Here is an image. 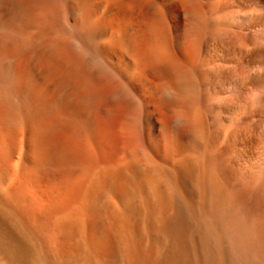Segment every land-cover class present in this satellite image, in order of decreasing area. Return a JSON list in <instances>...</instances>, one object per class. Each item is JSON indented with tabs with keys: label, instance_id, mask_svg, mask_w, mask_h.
Masks as SVG:
<instances>
[{
	"label": "bare ground",
	"instance_id": "1",
	"mask_svg": "<svg viewBox=\"0 0 264 264\" xmlns=\"http://www.w3.org/2000/svg\"><path fill=\"white\" fill-rule=\"evenodd\" d=\"M231 11L236 13L238 20ZM228 13L235 18V23ZM263 17L264 0H0V183L4 186L7 184L12 169L9 167L16 161V172L28 168L34 172V177L46 180L51 187V193L48 190L51 202L57 201L59 196L63 199L64 192L60 190H64L69 194L71 204L81 205L88 200L85 198L88 193L92 192L93 196L105 193L106 186L111 184L107 182L115 180L117 191L115 190L113 199L110 198L113 206L105 216L106 234L109 242L119 243L128 258L136 260L138 264L150 263V259V264H227L218 234L217 219L211 208V195L221 194L224 183L217 175H212L207 184L202 175H197L193 189H197L200 194V204L196 209L177 188L179 180L193 176V167L188 160L182 159L175 177H169L172 172H165L170 178L168 182L174 187L175 193H170L171 196H167L159 187L162 171L157 170L159 171V164L163 166L168 161L171 165L179 155L181 157L184 154L179 152V147L193 151L197 147L203 148L201 144L204 141L196 137L195 131L201 133L202 140L210 147L217 144L210 137L214 132L210 135L209 131L210 68L214 71L215 67H210L211 62L212 65L215 62V59L211 61L215 56L211 51L229 46L230 51H235L239 46L241 49H249L253 54L260 45L254 30ZM212 44L214 47L211 50ZM262 44L264 47V43ZM220 70L227 71L225 67ZM217 74L219 77L221 73ZM238 83L241 84L240 81ZM59 109L67 111L71 127L62 134L60 128V132L57 131L59 135H55L54 139H47L43 134L45 129L55 124L53 118L56 112H60L56 111ZM51 112L55 114L46 115ZM4 116L18 122L15 124L17 128L20 125V129L14 130L7 122L5 126ZM58 118L62 121L66 117ZM66 119L62 126L67 122L69 124L68 118ZM214 119L216 121L217 118L213 117V121ZM213 121L211 124L216 125L217 121ZM211 127L213 129V125ZM18 130L20 131L17 132ZM51 132L53 136L54 131ZM17 139H21L23 143L21 152L16 148ZM55 145L62 148L57 157H65L68 153L79 159L81 168L78 169V177L72 178L74 169L78 167H74L73 171L68 170L71 164L67 162L68 156L67 167H61L60 164L57 166L60 158H55L57 162L54 165L58 168L65 167L70 171L69 176L63 174L61 177H64L60 179L41 175L45 171L41 163L52 154V147ZM197 150V154L202 152ZM206 150L209 152L211 149ZM70 159L69 161H73ZM163 160L165 162L161 164ZM197 161L200 163V159ZM66 162H62L63 165ZM202 164L204 166L205 163L202 161ZM147 167L154 171L149 172ZM98 169L102 170L101 174ZM55 170L60 177V170ZM168 177H161V180ZM26 178L29 179L27 175ZM26 183L28 182L24 181ZM16 184L13 183L14 186ZM59 191L63 195L57 196ZM17 193L16 191L13 195L14 199L21 202ZM59 198L54 204H58L57 207L50 203L47 208L49 204L46 202L47 209L43 208L45 212H42L43 206L39 209L44 213H40L43 216L38 220L43 222L42 227L38 226L40 223L36 227H40V231H46L47 222H53L51 219H54L52 216L55 213L69 210L66 207L69 204L65 202L66 197L63 199L64 205ZM23 200L24 205H29V201L26 203V199ZM23 204L13 205L18 208ZM36 205L40 206V203ZM35 207L34 210H37ZM22 208L25 211L28 207L20 209ZM87 208L85 209L89 212V207ZM14 209L15 207H6L0 200V251L7 255L12 264H32V254L40 247L41 254L39 250L38 253L41 256L34 255L41 257L42 264H50L45 251L47 246H35L37 242L34 244L36 237L39 238L36 234L39 231L35 226L30 229L26 225L28 220L26 222L21 219ZM80 209L84 214L76 213L79 217L85 215V210ZM19 212L21 214L22 211L19 210L18 214ZM28 212L30 209H26V215ZM88 212L87 217L92 214ZM67 215L69 220L73 214H69V217ZM86 218L82 221H87ZM76 220L79 221L78 218ZM187 220L195 226V238L187 235ZM69 222L74 228L68 227L69 230L74 231H68L67 236L72 237V232L76 233L75 227L79 223ZM54 223L50 227H56ZM145 227L157 229L159 232L155 231L160 233L158 235L162 234L168 240V250L159 256L152 257V254L147 257L143 246L145 242L143 245L140 243L146 237ZM142 232L145 235L143 237ZM153 232L149 231V234ZM47 234L45 236L49 235ZM136 235L140 236L137 239H143H138L139 242L134 238ZM91 239L86 240L90 242ZM86 244L85 242L88 248ZM149 250L152 251L153 248ZM30 254L32 258L29 257ZM144 256L146 260L149 258L147 263L141 261ZM88 260L89 262L85 261L87 264H100L93 258Z\"/></svg>",
	"mask_w": 264,
	"mask_h": 264
},
{
	"label": "rangeland",
	"instance_id": "2",
	"mask_svg": "<svg viewBox=\"0 0 264 264\" xmlns=\"http://www.w3.org/2000/svg\"><path fill=\"white\" fill-rule=\"evenodd\" d=\"M231 12L233 13V15H236L235 12H233V11H231ZM229 13H230V11H229ZM229 13H228V15L230 17H232V15H230L231 13L230 14ZM228 15L226 17L227 20H229ZM234 17H236V20H238L237 15ZM234 17H232L234 19L233 23H235V21H236ZM232 18H230L231 21H233ZM263 19H264V17H263ZM263 19H261L259 21V23H258L259 25L256 27V30H254L255 37L257 39L258 44H260V45L256 50H254V52H252L253 54H251L249 52L250 51L249 49H241L238 46V44L235 45L234 43H233L234 46H238L237 48L234 47V48H236V50H238V52L236 50L230 51L229 50V49H231L230 46H229V48L227 47L228 50H226L227 48H223L220 50H217L216 48H214L216 50V51L214 50L215 51L214 52L212 50L214 45L212 44L213 46L211 47V50H212L211 52L213 53V56L215 54V56H217V57L211 56V57H213V58H211V61H213V59H215L214 60L215 62L213 63L214 65H212V62H211L210 67H212V66L213 67L215 66V67H214V71H212L210 68V77L212 79L210 78L211 80H210V88H209V90H210L209 93L211 92V95H209V97H210L209 98V103H210L209 104V114L211 115V116H209V123L211 124V122L213 121V117L217 118L216 119L217 123L214 119L213 123H216V125L211 124V125H213V129H212L211 125L209 124V127H210L209 131H210V135H211V132L212 133L214 132L210 137H213L215 139L214 142L217 141L218 145L214 143V145L212 147H210L208 144H206L205 140H202L201 133H199V131H195L196 137H198L200 141H204V142H202L203 144H201V145H203L202 149L200 147L199 148L197 147V149H200V151H202V152L197 154V152H196V151H198L197 149H194V151H193L192 149L187 148L189 151L192 150L191 152H189L187 149H185V147L182 146V149H181V147H179V150L182 151V152L181 151H179V152L181 154L182 153H184V154L181 155V157L179 155L177 157V160L175 159L174 160L175 162L173 161L174 164L172 162L173 165L172 164L170 165L171 162H168V161H166L167 162L166 164H162L163 162H165L163 160L161 162V164L163 166H160V164H159V171L157 170V172L162 171L164 173V176H166V177H168L167 173H165L166 171L168 173L172 172V175L169 173V175H170L169 177H171V176L175 177L177 174V173H175L176 169L181 165L182 159L188 160L191 167H193L192 168L193 169V173H192L193 176L192 177L194 179L192 180V177L188 176V178L185 177L187 180H184L185 178L182 180H179L177 188H178L179 192L184 197L187 196L186 198H187V200L190 201L189 203L190 204L192 203L191 205H193L196 209L199 207V204H200V197L198 196L199 192L197 189H195V190L193 189V188H195V186H193V185H195L194 180L197 178V175H202L207 184L210 182V178L212 175H217L220 178V180L224 183L223 188H222L224 191L221 190L222 191V192H220L221 194H219L218 196L211 195V199H212L211 208H212V211H213V213L217 219V224H218L217 226H218V230H219L218 234H219L220 240L222 241L221 242L222 248H224L223 252H224V254H226V258L228 261L227 264L228 263L229 264H264V47L261 46V45H263L262 43H264L263 42L264 41V20ZM234 48H232V49H234ZM218 51H219V53H218ZM227 51L230 52L231 54L230 53L228 54ZM246 51H248L247 54H245ZM222 52H224V53H222ZM232 52H234V54ZM223 55L225 58L222 57ZM233 55H234V57H233ZM227 57H228V60L226 59ZM224 59H226V60H224ZM221 61L222 62L226 61V62L221 63ZM222 67H225L227 69V71L224 70L225 72H223V70H220V68H222ZM234 68L237 71H235ZM228 69L231 71H229ZM232 69L234 71H232ZM228 71L230 72L229 75H228ZM213 72H215V73H213ZM235 72H237V73H235ZM217 73H221L220 76H223V75L225 76L226 74L228 76L227 75L225 77L223 76L224 78L221 77L223 79L222 80L220 78V76L218 77L219 74H217ZM237 81L238 82L240 81L241 84H239ZM56 111H60V109L56 110ZM62 111H60L58 113L56 112V114L53 112L46 114L48 116L51 114L56 115L53 118L55 120V124L53 125V127H50L47 130L45 129V132L43 134V136L46 137L47 139H50L52 137H53L52 139H54L55 135H59L57 133L60 132V128L62 131L60 133L62 134L64 132H67V130H69L68 128L71 127V125H70L71 123H70V119H69L70 116H68L66 110H62ZM4 113H6V112L4 111ZM5 115L8 116L7 113ZM6 116L3 117L4 118L3 120H5V121H3L5 126H6L5 122H7L8 126L10 125L11 127H14V130H15L17 128L16 124H18V122L12 121L9 117V119L12 122V123H10L9 122L10 120ZM57 116L58 117L60 116V118L61 117L62 118H65V117L68 118L69 124L67 125V123H68L67 122L65 125L63 124V126H62V123L63 122L65 123L67 119L66 118H65V120L63 119L64 121L61 119L62 121H60V119ZM48 118L52 119V117H48ZM57 119H58V121H57ZM219 119L222 121H219ZM13 122H14V124L15 123L16 124L14 125ZM59 122H60V125L58 124ZM219 122L221 123V125ZM11 124H13V125H11ZM214 125L217 127H215ZM220 126L221 127L223 126V127L221 128ZM63 127H65V128H63ZM214 127L217 129L220 127L221 130L218 129V131H216L217 129H215ZM17 129H20V125L18 126ZM58 130H59V132H57ZM180 130L182 131V128ZM19 131L20 130H18L17 132H19ZM48 131L50 134L47 133ZM51 131H54L53 136H51L52 135ZM181 131H179V132H181ZM215 132L220 133V135L219 136L216 135ZM46 134L48 137L46 136ZM221 134H222V136H221ZM49 135L51 137H49ZM216 136L218 138L221 137L222 139L219 138V141H218L217 140L218 138ZM213 138H212V141H213ZM17 141H19V142H17ZM21 141H22L21 139L16 140V148H17L18 152H21L23 150V143ZM17 143H18V145H17ZM58 146L59 145H55L54 147H52V149H53L52 154L46 158V159H48V161L46 159L42 161L41 167L42 168L44 167L43 169L45 171H43L41 175L45 174L44 176H46V177L54 176L56 178L61 179L64 176H69L68 174L70 173V171H73L74 167L75 168L78 167L77 169H74V173L72 175V178L74 179V178L78 177L80 174V171L78 169H79V167L81 168V165H80L81 163L78 161L79 159H77L76 157H73V155L68 154V153H66V156H65L66 158L62 157V156H61V158L57 157V156H60V149L62 150L61 146L60 147H58ZM207 148H208V150H209V148L211 150H209V152H208L206 150ZM67 156L69 159L71 158L70 160H73V161H69V159H68V161H67L68 164H69V162H71V164H72V165L69 164L70 167L68 166V170H70V171L66 170L65 167L61 168L62 166L67 167V162H66ZM196 157H198V158H196ZM55 158H57V160L60 158L58 160L59 162H57V160ZM178 158H180V160ZM203 158H204V160H203ZM189 159H190V161H189ZM197 159H200V163H198L199 161H197ZM61 160H64V161H61ZM193 160L196 161L195 162L196 164L194 163ZM202 161L205 163L204 166L202 164ZM56 162L58 163L57 166H59V164H60L61 167H59V168L56 167L55 166ZM62 162H64V163L66 162V165L65 164L63 165ZM17 164L18 163L16 161L11 163V166L9 168H12V169L9 172V176L7 178V184L4 186L0 183V192H1L0 196L1 195H2V197L5 196V198H3V199L1 197L0 200L3 202V204L6 207H10L11 209H13L15 207L14 210L16 211L17 215L21 219L26 220V222H27V220H28V222L31 220L32 221L34 220V223H32V221H31V223L27 222V224H26L28 227H30V229H31V227L33 229L34 226H35V228L38 226L42 227L43 222L42 223L39 222L41 220V216L44 215V213H42V212H45V210L48 207H50V203H53L52 205H54L56 202H58V198L60 197L59 196L60 191L64 192L63 193L64 197H66L65 199L67 200V201H65V200L64 201L66 203L67 202L69 203L68 205L66 204V207L69 210L61 211V213L58 211L59 213H55L54 216H52V217H54V219H51V220L53 222H55L54 224L56 227H54V226L50 227V225H53L52 224L53 222L51 221L52 222L51 224L47 222V224H48V225H46L47 229L45 228V230L48 232H46L44 230H43L44 232L42 230L40 231V229H41L40 227H39L40 229L36 228V230L39 232L36 233V231H35V233L38 234L37 236L39 237V238H37L35 235L36 240H40V241H36L34 239L35 240L34 244H35V242H37L35 244V246H39V245L41 247L47 246V247H45V249H47L45 251H46V255H47V258H48V261L50 262V264H87V262H89L88 258L89 259L93 258L100 264H134V263L138 264L139 263V262L137 263L136 260L134 261L132 259L133 260L132 261L130 258H128L127 254L124 252L122 247H120L118 242H111V241L109 242V239H108L107 234H106L107 233V219L105 218V216L107 215L106 212L108 211V209L110 210L111 207L113 206L112 202H110V198L113 199V197H114L113 195H115L116 191H117L116 190L117 184H115L117 182L115 180H109L107 182L108 184L111 182V184L106 186L105 193L104 192L102 194L99 193L97 196H93L94 194H92V192H91V194L88 193L85 196V198H88V200L90 198V201L84 199L86 203L88 201L87 204L86 203L85 204L82 203L81 205L71 204L72 201L70 199V196L64 190H60L57 193V196H59L57 198V201L55 200L54 202H51V198H49V196H48L51 193V187L47 184L46 180L45 179L44 180L38 179V178L34 177L33 176L34 172L30 169L31 170V173H30V170L28 168H24V169L19 170V171L17 170V172H16ZM46 164H47V166H46ZM165 165L166 166L169 165L168 168ZM194 165L197 167H195ZM60 168H61V170H60ZM64 168H65V170H62ZM196 168H198V169H196ZM55 169H57V170L59 169L60 172H62V174H60V172L58 173L60 177H58V175L56 174L57 172H54ZM147 169L149 172L154 171L150 167H147ZM28 170H29V172H27ZM57 170H55V171H57ZM76 170H78V171L75 172ZM211 170H212V172H211ZM66 171H68L67 174L65 173ZM162 172H161L162 175L160 173H158V174H159V176L161 175V177L164 178ZM217 172H218V174H217ZM24 173H25V175H24ZM54 173H55V175H54ZM98 173L101 174L102 170L98 169ZM63 174H65V175L61 177V175H63ZM71 174H72V172H71ZM71 174H70V176H71ZM26 175L29 179L26 178ZM22 176L24 178H22ZM161 177H159L160 180H161ZM169 177L164 179V180H161V182L159 180V185H160L159 187L163 189L162 191L167 196L168 195L171 196L173 193H175L174 187L172 188V184H170V182H168L170 179ZM18 178H19V180H18ZM21 181L23 182V184ZM24 181L28 182V183L24 184ZM112 181H114V182H112ZM164 181H166L167 184L169 183L168 185H170V186L164 185V184H166ZM193 181H194V184H192ZM14 182H15V184L17 183L16 186L13 185ZM162 182L164 184H161ZM29 183H32V184H29ZM27 184H29V185H27ZM19 185L21 187H19ZM42 186H44V187H42ZM166 186H168V187H166ZM16 188H19V190H16ZM168 188H170V190ZM192 189H193V191H192ZM15 190L18 192L17 194H19L18 199L20 198L21 202L23 199L24 200L26 199L25 202L27 203V201H29L28 202L29 205L28 204L24 205L23 202L21 203V202H18V200L14 199L13 195L16 193ZM48 190L50 193L48 192ZM113 190L114 191L116 190V191L113 193ZM171 190H173V191H171ZM14 191H15V193H14ZM12 192L14 193L13 195L11 194ZM111 192H112V194H110ZM22 193H24V194H22ZM170 193H171V195H170ZM63 194H60V195H63ZM89 194H90V196H89ZM92 196H93L94 200L96 198H98V199H96V201H98V200L99 201L96 203V201L92 200ZM197 196L199 197V200H198ZM27 197L29 200L27 199ZM64 197H63V199H64ZM190 198H193V199H190ZM5 199H6V202L4 201ZM59 199H62V198H59ZM63 199L60 200V203L62 205L65 204L63 202ZM112 199H111V201H112ZM40 200H43V202H41ZM84 200H83V202H84ZM191 200H194L195 202H193ZM91 201H93V202H91ZM46 202H48L47 204H49V206H47V208L45 207L47 205V204H45ZM39 203H40V206L36 205ZM90 203L92 205H90ZM13 204H15V205L17 204V206H19V204H23L22 206L20 205V207H18L19 210L24 213V214H22V212H21L22 216H21L20 212H19L20 215L18 214V211H19L18 208H16L17 206H15ZM57 205L58 204H56V206L54 205V207H57ZM62 205L59 204V207H62ZM74 205L76 206V208L74 207ZM77 205H79L80 208L85 210L84 211L85 215H83L85 217H83L82 215H80V217L77 216V214H84V213H82V210L79 207L77 209ZM84 205L85 206L87 205V207H89V210H90L89 212H88V210L86 211V209H88V208L84 207ZM32 206L35 207V209H37V210H34V208ZM41 206H43V207L41 208ZM81 206H83V207H81ZM21 207H28V208H26L27 211H29V209H30V212L27 213L28 216L25 213L26 209H25V211H23L24 208L20 209ZM40 208L42 209V212H41V210H39ZM43 208L45 209L44 211H43ZM174 209L175 208L173 206V210ZM31 210H32L33 214H31ZM78 210H80V211H78ZM73 211L75 213H73ZM37 212H39V214L42 213L43 215L40 214V216H38L39 214ZM87 212L89 214L91 212L92 217L89 218V216H91V215H89L87 217L86 216ZM69 214L70 215L73 214V215H71L70 219L68 220L66 218V215L69 217ZM32 215L33 216L35 215L36 218L33 217ZM62 216H64L67 220H64L65 218H63ZM23 217H25L27 219H25ZM72 217L74 220L72 219ZM74 217L76 219L78 218L79 221H77ZM86 217L89 218L90 221ZM33 218H35V219H33ZM83 218H86V220L88 222L85 221L86 222L85 223L84 221H82ZM35 220L37 222H35ZM68 221L79 223L75 227L76 229H79V228L87 225L86 228L85 227L83 229L81 228L82 231L84 230L87 232L79 231L81 229H79V230L75 229L77 234L75 232H72L73 233V235H72L69 232L70 235H72V237L76 234L74 236L75 239H73L70 236L68 237L67 236L68 231H74L73 230L74 228L71 227L72 223L71 222L68 223ZM65 222L67 223V225ZM189 222L190 221H188L189 230H188L187 235L190 238H195V235H196L194 232L195 226L193 223H191V222L189 223ZM38 223H40V225H38ZM63 224L65 225V228H64ZM44 227L45 226L43 225V229H44ZM68 227L69 228L71 227L73 229L69 230ZM87 227H89V228H87ZM52 228H54V229L52 230ZM145 228L147 231L143 228L144 229L143 232L146 231L145 232L146 237L144 240H142L143 238L142 239L140 238L143 242H140L139 238H138L139 240L137 239V237H140L139 235L134 236V238L136 237V239L141 244L145 242L144 244L146 246L143 244L142 245L145 247V249L147 251V254H148V255H146L147 257H151L152 254H153L152 257L159 256L164 251L168 250V248H169L168 240H166V238H164V236L162 234H161L162 236L158 235L160 233H158L159 231L157 229H155V230H157L158 232L153 230L154 228L153 229L152 228L149 229L148 227H145ZM48 229L50 230V232L52 234L49 232ZM77 231H79V233L80 234L82 233L83 235L82 234L78 235ZM149 231L150 232L154 231L153 232L154 234L153 233L149 234ZM143 232H142L141 237L145 236L143 234ZM88 233H89V236L93 235L92 239H91V236L89 238ZM140 233L141 232H139V234ZM39 234L42 236V239H41V236ZM45 234H47L48 236H45ZM105 234H106V236H105ZM148 234H149V236H147ZM43 236L46 238H43ZM77 236H79V237L77 238ZM105 237H107V239ZM86 239H91V240H90V242H88L89 240H86ZM154 240H157L158 243H156V241L154 242ZM38 242H40V243H38ZM85 242L88 244V248L85 246ZM89 243L91 244V247H93V248L89 247L90 246ZM223 244H225V245H223ZM78 245H79V248H78ZM151 245H152V247H151ZM156 245L158 247H156ZM84 247H85V250H84ZM39 248L36 249L37 252L34 253L37 256L41 254L40 253L41 250ZM152 248H153V250H152ZM89 249H93V251L89 250ZM149 249H151L153 252L150 251ZM38 250H39L40 254L38 253ZM33 251H34V249H33ZM93 252H95V254ZM92 253H93V255H92ZM31 254L29 256L30 258H32ZM34 254H32V255H33V259L35 261L32 259L33 261H30V262L32 264H34V263L42 264V260L40 257L41 255L37 258V256ZM83 255H84V257H83ZM146 256H144L145 258L143 257V259L141 258L142 262L147 263L146 261H148L149 258H147L148 260H146ZM85 261H87V262H85ZM149 261L151 263V259ZM0 264H12L9 261V258L7 257V255L5 253H3L2 251H0Z\"/></svg>",
	"mask_w": 264,
	"mask_h": 264
}]
</instances>
